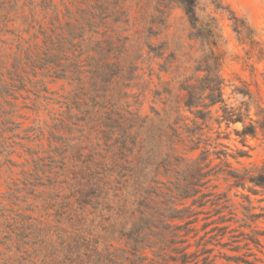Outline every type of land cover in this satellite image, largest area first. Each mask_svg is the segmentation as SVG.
<instances>
[{"label": "rangeland", "instance_id": "obj_1", "mask_svg": "<svg viewBox=\"0 0 264 264\" xmlns=\"http://www.w3.org/2000/svg\"><path fill=\"white\" fill-rule=\"evenodd\" d=\"M196 6L221 58L225 104L242 111L251 105L253 116L255 104L264 108V0H196ZM190 34L171 0H0V264H91L84 247L95 242L114 256L127 250L122 225L139 217L132 214L130 177L152 175L151 184L156 178V188L168 192L176 181L174 172L163 177L171 148L184 159L199 154L186 153L181 121L180 138L170 142L177 114L193 118L181 87L205 76L195 69L209 63L208 48ZM217 109L211 121L198 122L201 146L218 154L248 151L232 132L241 125L219 128ZM247 144L251 158L241 163L260 166L261 136ZM105 166L112 172L107 180ZM208 169L230 168L215 159ZM224 177L204 180L207 203L191 206L199 234L189 244L204 246L190 251L212 250L197 264L207 256V264H230L226 256L234 255L230 234L222 249L217 232L200 230L217 210L241 217L235 194L247 192L230 188ZM259 198L251 196L253 205L264 207ZM147 255L142 264H159Z\"/></svg>", "mask_w": 264, "mask_h": 264}, {"label": "trees", "instance_id": "obj_2", "mask_svg": "<svg viewBox=\"0 0 264 264\" xmlns=\"http://www.w3.org/2000/svg\"><path fill=\"white\" fill-rule=\"evenodd\" d=\"M171 1L183 10L191 28L190 38L201 41L208 48L209 63L205 67L199 66L195 69L196 73L205 72L206 75L195 80L194 84L187 80L181 87L187 94L184 110L193 115V118L189 119L178 113L170 126L171 147L175 140L180 138L179 128L181 127H177V125L181 121L183 122V133L186 135L181 143H186V153L199 152V154L195 159H184L174 155V150L171 148L172 154L164 159V166L162 165L165 169L163 177L170 176L172 172L176 175L174 176L176 181L172 183V188H168V192L156 188L155 184L158 183L156 178L151 184L152 175L130 177L135 203L132 214L137 212L139 217H132L130 222L122 225L124 232L122 237L126 242L127 250L120 252L121 258L117 255L114 256L110 251L99 250L98 242H95V245L91 247L87 244L84 250L87 252L91 264H142L149 259L148 252L159 264H197L199 256L211 253L212 250L204 249L201 254L198 253V250L190 251L193 245L196 248L204 246L198 242L189 244L188 237L195 238L199 234V229L195 225L199 219L195 217L196 213L193 214L191 206L203 207L206 205L207 201L202 202V200L210 194L203 193L201 188L209 180H204L220 173L225 175L226 181H230V188L247 192L246 194H235L242 200L238 204L241 208V217L234 218L236 214L230 211L229 219L222 214V211L217 210L215 212L217 219L210 223H204L200 230L204 231L205 235L217 232L213 234V237L216 238L222 249H225L228 243L221 241L230 234V252L234 253V255L226 256L230 264H264V228L259 226V223H264V207H255L251 199V196H260L256 202L264 203V162L260 166L255 163H249L247 166L240 161L251 158L249 151L253 148L247 144L248 139L253 140L261 136L264 144V108L255 104L256 110L252 116L251 105H247L243 111L240 107H227L223 98L224 79L220 75L221 58L213 50L215 41L212 39L210 30L204 33L197 16L196 0ZM210 38L211 40H209ZM245 95L251 98L249 94ZM216 106H218L216 110L218 116L215 118V122L219 128L221 124H225L227 129L238 124L241 125L240 129H232V132L239 138L238 142L242 147H247L248 151L236 149L233 154L226 152L218 154L201 146L202 134L198 132L201 129L198 122L211 121V109ZM188 119L194 128H190L185 123ZM211 157L215 158L210 159ZM228 157L242 168L232 167L227 161ZM172 158H174L173 162L170 161ZM215 159L220 160L224 166L230 169L227 172L222 170L212 174V169L208 168ZM172 166L171 171L170 167ZM105 169L107 170H104L102 176L107 180L112 172L107 166ZM206 169L208 170L205 171ZM103 195L97 196L100 202L94 203L96 206L99 207L103 203ZM198 195L200 196L197 199ZM187 200H191L192 203L186 207L184 201ZM96 206L93 208L95 209ZM257 209L259 212H256ZM211 224L217 226L206 232V228ZM208 259H210L209 256L203 258V263L207 264Z\"/></svg>", "mask_w": 264, "mask_h": 264}]
</instances>
